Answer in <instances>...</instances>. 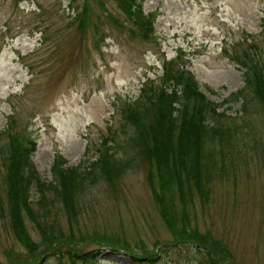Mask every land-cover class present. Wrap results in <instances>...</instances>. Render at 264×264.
<instances>
[{"label": "rangeland", "instance_id": "374dc122", "mask_svg": "<svg viewBox=\"0 0 264 264\" xmlns=\"http://www.w3.org/2000/svg\"><path fill=\"white\" fill-rule=\"evenodd\" d=\"M263 61L264 0H0V264L37 263L15 231L10 154L31 150L47 182L57 157L63 167L94 159L112 136L114 156L134 158L131 166L100 177L77 202L49 190L42 206L32 185L22 218L42 246L36 259L71 264L61 253L71 246L95 250L96 264H131L129 253L139 264H212L210 249L219 264H264V111L251 99ZM177 71L192 74L236 131L211 145L206 156L217 164L198 187L183 186L187 203L123 119L142 97L153 109L162 89L186 102L184 84L171 79ZM239 90L246 96L234 97ZM165 209L178 214L177 229ZM184 216L191 240L174 234Z\"/></svg>", "mask_w": 264, "mask_h": 264}, {"label": "trees", "instance_id": "16d2710c", "mask_svg": "<svg viewBox=\"0 0 264 264\" xmlns=\"http://www.w3.org/2000/svg\"><path fill=\"white\" fill-rule=\"evenodd\" d=\"M141 7L137 9L138 19H143ZM151 22L149 23V31ZM264 64V61L262 62ZM183 71L172 73L171 79L178 83L184 84L182 94L186 93L188 99L183 100V95H177L180 90H173L168 94L166 89H162L158 96L157 105L153 109L149 108L146 100L138 99L130 103L133 107L126 108L124 114V123L131 124L138 137L135 144H146V155L151 161L155 162L160 176L167 179L168 186L176 184L184 202H188V191H183L184 185L196 187L203 181L199 177L202 171L209 170L216 166L217 162L207 158L206 153L210 154L211 145L220 141L228 143L232 137H235L236 131L226 125L224 118L227 115L217 112L218 103L210 101L200 93L196 92V81L192 74ZM257 83L255 84L254 83ZM254 86L252 97L257 98L262 111H264V69L257 74L252 81ZM195 87V88H194ZM246 96L242 90L234 93V97ZM235 99V98H234ZM180 105V106H177ZM246 105V104H245ZM170 115L169 121L167 120ZM180 122V123H179ZM125 128V124L122 125ZM135 137V138H136ZM12 146V144H10ZM117 145L114 136L105 140L101 148L98 149V156L94 159L85 154L84 158L78 165L63 167L66 160L62 155L57 157L52 166L53 178L50 181H43L33 163L30 150L21 146L10 154V170L6 176V187L10 201L11 212L14 219V226L17 236L24 240L28 249L27 256L31 257L36 264H42L40 259L35 258V253L42 246H36L30 237L26 235L24 222L22 218L25 208L31 209V187L35 184L37 191L40 193L41 205L49 202L47 192L50 190L61 201V203L73 204L80 198L82 192L96 184L100 177L106 176L113 179V176L129 168L134 160L131 158L119 159L114 156L115 146ZM87 153V152H86ZM207 154V155H208ZM88 157V158H87ZM212 157V156H211ZM165 168L166 175L163 172ZM190 203V202H189ZM164 212L168 217L170 227L175 226L178 214L174 210L165 209ZM186 216H184L182 227L175 231V236L184 240L195 238L194 234L187 229ZM177 229V228H176ZM191 240V239H190ZM204 247L203 244L192 240ZM75 246V245H74ZM111 249L118 250L111 245ZM77 248V246H75ZM208 248V247H207ZM209 249V248H208ZM77 250H79L77 248ZM62 258L67 256L66 261L71 264H96L98 255L95 250H85L78 253L73 247L69 246L61 250ZM208 260L212 264H219L213 252L209 249L205 252ZM44 255V254H43ZM65 255V256H64ZM131 264H139L142 258L135 254H130ZM45 260V259H44Z\"/></svg>", "mask_w": 264, "mask_h": 264}]
</instances>
